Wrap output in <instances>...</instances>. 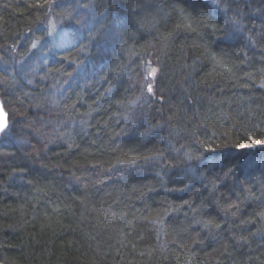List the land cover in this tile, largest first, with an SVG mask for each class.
<instances>
[{
	"label": "trees",
	"instance_id": "trees-1",
	"mask_svg": "<svg viewBox=\"0 0 264 264\" xmlns=\"http://www.w3.org/2000/svg\"><path fill=\"white\" fill-rule=\"evenodd\" d=\"M0 100V264H264V0H0Z\"/></svg>",
	"mask_w": 264,
	"mask_h": 264
},
{
	"label": "rangeland",
	"instance_id": "rangeland-1",
	"mask_svg": "<svg viewBox=\"0 0 264 264\" xmlns=\"http://www.w3.org/2000/svg\"><path fill=\"white\" fill-rule=\"evenodd\" d=\"M46 29H47V33L49 34V37L51 38L53 44L62 41L64 39V37L66 36V33H67L65 28H63V26L58 21H55L53 19H50L48 21V23L46 25ZM4 57H7L6 54ZM146 71L149 73V76L151 78H153L155 76L157 70L154 66L148 65ZM8 126H9V124H8ZM8 126H7V128H8ZM4 131H6V130H4ZM3 132L1 134V136L4 134ZM256 144H264V141H262V142L257 141Z\"/></svg>",
	"mask_w": 264,
	"mask_h": 264
},
{
	"label": "water",
	"instance_id": "water-1",
	"mask_svg": "<svg viewBox=\"0 0 264 264\" xmlns=\"http://www.w3.org/2000/svg\"><path fill=\"white\" fill-rule=\"evenodd\" d=\"M0 124L4 125L3 130L0 131V137H1L2 132L4 130H6L8 124H9V122H8V112L4 109L1 100H0Z\"/></svg>",
	"mask_w": 264,
	"mask_h": 264
},
{
	"label": "snow or ice",
	"instance_id": "snow-or-ice-1",
	"mask_svg": "<svg viewBox=\"0 0 264 264\" xmlns=\"http://www.w3.org/2000/svg\"><path fill=\"white\" fill-rule=\"evenodd\" d=\"M149 91H151V89H149ZM3 127H4V125L3 124H0V131L3 130Z\"/></svg>",
	"mask_w": 264,
	"mask_h": 264
}]
</instances>
